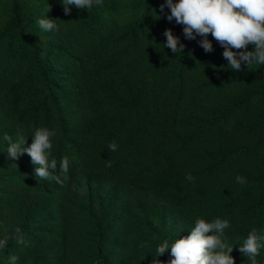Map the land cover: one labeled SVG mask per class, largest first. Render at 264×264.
<instances>
[{"label": "trees", "instance_id": "obj_1", "mask_svg": "<svg viewBox=\"0 0 264 264\" xmlns=\"http://www.w3.org/2000/svg\"><path fill=\"white\" fill-rule=\"evenodd\" d=\"M164 3L66 15L61 0H0V264H152L198 218L228 220L235 264H251L239 249L264 233V65L231 70L212 35L207 53ZM47 15L49 32L36 23ZM167 29L182 54L164 47ZM37 128L55 133L60 183L38 180L27 153L8 158L3 136L29 147Z\"/></svg>", "mask_w": 264, "mask_h": 264}, {"label": "clouds", "instance_id": "obj_2", "mask_svg": "<svg viewBox=\"0 0 264 264\" xmlns=\"http://www.w3.org/2000/svg\"><path fill=\"white\" fill-rule=\"evenodd\" d=\"M65 14H70L72 7L80 10L91 9L93 6H103V0H61ZM170 8L167 16L169 22L175 20L183 26V33L186 39L193 40L197 36L203 37L199 41L205 52L213 51V44L208 39L212 37L225 49L223 57L228 61V67L233 71L242 70V65L249 67L253 64L264 65V0H165L161 5V12L164 8ZM48 14V13H47ZM40 29L46 32L57 28L54 19L40 18L36 21ZM167 42L164 47L171 49L172 53L182 54L184 44L180 38L173 34L172 29H167L164 33ZM253 45L252 51H248V46ZM235 49L236 51H233ZM215 67V66H214ZM53 131L47 128L35 129L33 142L29 147H25L27 139L18 136L13 142L10 135L5 134L3 139L8 142V158L10 160L19 159L27 153L31 157L35 168V176L38 180H54L60 183V176L54 175L57 168L55 159L49 160L52 148L51 137ZM109 151H117L118 145L115 141L108 145ZM60 173H67L69 169V159L65 156L60 162ZM189 181L194 178L189 174L186 177ZM236 182L243 184L245 178L236 177ZM228 220L216 218L211 222L198 218L191 228L190 235L176 239L169 245L165 240L156 249V256L152 264H165L158 258L169 252L171 259L166 264H235L232 256L234 247L229 246L224 241L225 229L229 228ZM17 243H25L24 235L19 228L16 229ZM7 237L0 239V249L7 247ZM264 233H259L253 228L239 251L248 258L251 264H257L256 257L260 254V248L264 246ZM17 257L10 255L9 264H16Z\"/></svg>", "mask_w": 264, "mask_h": 264}]
</instances>
